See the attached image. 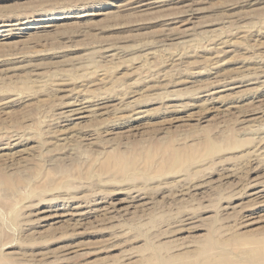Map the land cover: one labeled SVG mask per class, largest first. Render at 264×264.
Wrapping results in <instances>:
<instances>
[{"label":"rangeland","instance_id":"1","mask_svg":"<svg viewBox=\"0 0 264 264\" xmlns=\"http://www.w3.org/2000/svg\"><path fill=\"white\" fill-rule=\"evenodd\" d=\"M129 1L0 0L16 24L0 29V264H138L211 235L264 238V212L247 226L242 211L264 176V0ZM75 93L109 113L62 121ZM92 195L118 212L43 222Z\"/></svg>","mask_w":264,"mask_h":264},{"label":"bare ground","instance_id":"2","mask_svg":"<svg viewBox=\"0 0 264 264\" xmlns=\"http://www.w3.org/2000/svg\"><path fill=\"white\" fill-rule=\"evenodd\" d=\"M152 0H134L133 4L134 5H140L138 8L140 7H146V6H150L153 5V2H151ZM196 1V0H195ZM123 2V1H122ZM128 2H130L128 0ZM159 2H161V0H159ZM158 2V3H159ZM167 2V1H166ZM194 2V1H193ZM201 2V1H200ZM206 2V1H205ZM125 3V2H124ZM128 4V3H126ZM125 4V5H126ZM197 4V3H196ZM119 5V4H118ZM121 5V4H120ZM123 5V4H122ZM125 5H123L125 7ZM130 5V4H129ZM193 4H191L190 6H192ZM127 6V5H126ZM195 6V5H194ZM120 7V6H119ZM136 7V6H135ZM134 7V8H135ZM151 7V6H150ZM126 8V7H125ZM191 8V7H190ZM187 8V10H185L183 13H190L192 9ZM131 9V8H130ZM137 9V8H136ZM135 9V10H136ZM123 10V9H122ZM125 10H128L125 9ZM142 11V10H141ZM194 13V12H193ZM196 13V12H195ZM194 13V14H195ZM85 15V14H84ZM185 16V15H184ZM192 16V15H191ZM188 17V16H187ZM191 18V17H190ZM189 19V18H188ZM192 19V18H191ZM3 21V20H2ZM16 25V24H14ZM14 25L11 24H2L0 23V29H3L4 27H12ZM7 31H11V30H7ZM2 31L0 30V33L2 34ZM4 35H0V37H3ZM228 44V43H227ZM230 45V44H229ZM233 50V49H232ZM236 51V50H235ZM231 52V51H229ZM221 53V51H220ZM218 56V54H217ZM102 57V56H101ZM104 59V58H103ZM212 64V63H211ZM216 65V63H215ZM217 66V65H216ZM216 68V67H215ZM258 69V68H257ZM243 70V69H242ZM263 70V69H262ZM262 72V71H261ZM254 73V72H253ZM256 75V74H255ZM216 78V77H215ZM238 78V77H237ZM226 80V79H225ZM256 80V79H255ZM231 81V80H230ZM233 81V80H232ZM239 81V80H238ZM243 81V80H242ZM227 82V81H226ZM234 82V81H233ZM211 83V82H210ZM221 84V81L219 82ZM229 83V81H228ZM227 83V84H228ZM251 83V81H250ZM256 83V82H254ZM226 84V85H227ZM239 84V83H238ZM253 84V83H251ZM209 85V84H208ZM212 85V84H211ZM223 85V84H222ZM230 85V84H229ZM233 85L231 83L232 86V90H233ZM237 85V84H236ZM248 86V84H246ZM245 85V86H246ZM240 86V85H239ZM207 87V86H206ZM226 87V86H224ZM231 88V87H230ZM237 88V87H236ZM239 88V87H238ZM229 89V88H228ZM206 90V89H205ZM219 91V90H217ZM224 91V90H223ZM207 92V91H206ZM210 92V91H209ZM212 93V92H211ZM72 94V93H71ZM78 94V93H77ZM75 93V95L71 98L73 100L72 103H66L65 104V108H70L69 110H67V112L63 113V120L62 121H80L79 123H81L84 120H95L98 119V117H102L104 115H107L109 112L108 110L106 111V109L103 106H99V105H92L90 104L91 101L87 102V101H83L82 99H79V94L77 95ZM81 94V93H80ZM213 94H208L204 97H211ZM214 96V95H213ZM83 98V96H82ZM212 98V97H211ZM70 99V98H69ZM91 100V99H90ZM213 98L210 99V103H213L214 101ZM216 100V99H215ZM96 101V100H95ZM99 101V100H97ZM206 101V100H205ZM208 101V100H207ZM209 102V101H208ZM102 103V102H101ZM100 103V104H101ZM209 104V103H208ZM133 108V107H132ZM140 112V111H139ZM245 112V111H244ZM255 112V111H254ZM256 114V113H255ZM250 115V114H249ZM250 119V118H249ZM256 119V118H255ZM249 122H251V119L249 120ZM248 122V123H249ZM78 124V123H77ZM69 125V124H68ZM254 126V125H253ZM252 126V127H253ZM256 126V125H255ZM243 127V126H242ZM245 127V126H244ZM250 126V128H252ZM249 128V130H250ZM248 129V128H247ZM256 129V128H255ZM251 132V131H250ZM255 133V131H254ZM87 134V133H86ZM89 134V133H88ZM91 135V134H90ZM245 135V134H244ZM254 135V134H253ZM89 137V135H88ZM65 138V137H64ZM10 139V138H9ZM16 139V138H15ZM66 140V139H65ZM92 140V139H91ZM20 141V140H19ZM62 141V140H61ZM88 141V140H87ZM95 141V140H94ZM8 144V143H7ZM15 145V144H14ZM8 147V146H7ZM264 158V157H263ZM227 173V172H226ZM228 175V174H227ZM258 176V175H257ZM256 177V176H255ZM247 178V177H246ZM245 178V179H246ZM242 180V179H241ZM244 182V181H243ZM212 183V182H211ZM209 184V183H208ZM244 184V183H243ZM197 186H201V185H197ZM206 186L203 185V187ZM209 187V186H208ZM247 187H249L248 189V201L245 203L244 208H242L243 211V219L248 222L247 226L253 225L255 223H257L258 219L261 217L260 214L264 212V176L261 177H256V179H253L252 181H250L249 183H247L246 188L244 189V193L245 190L247 189ZM198 188V187H197ZM202 188V186H201ZM243 188V187H242ZM193 189V188H192ZM200 189V187L198 188ZM205 189V188H204ZM191 190V189H190ZM194 190H196L194 188ZM130 191V190H129ZM130 194V193H129ZM128 193L126 200V204H127V209L126 210H130V209H135V205L137 204L136 202L139 200V197L136 195H129ZM141 193H138L137 195H139ZM244 195V196H245ZM95 196V195H92ZM57 199V197H56ZM62 199V198H61ZM65 199V198H64ZM85 199V198H84ZM90 199V198H89ZM104 198H98V197H91L90 200H86L83 201L85 204H79L77 206L71 207L70 203L68 202L67 204H65L61 209H56L55 213L53 215H51V219H49L50 217L44 219L43 222L45 221H49L52 219H56L58 220V222L60 223L62 219H65L64 221L67 222H73L72 226H83L86 224V222L92 217L93 219H95V217L97 216L98 219L97 220H102L104 218H108V216L106 217V215L108 214H112L115 212H118V202L117 203H113V204H109V202H105L103 200ZM143 199V198H142ZM63 200V199H62ZM72 200V199H71ZM123 200V201H125ZM60 201V200H59ZM65 201V200H64ZM67 201V200H66ZM78 202V201H77ZM122 202V201H120ZM72 203V202H71ZM124 203V202H123ZM144 203V202H143ZM56 205V204H55ZM58 206V205H57ZM122 206V205H121ZM140 207V206H139ZM122 208V207H121ZM230 208V207H229ZM235 208V206H234ZM125 210V208L123 209ZM44 211V210H43ZM53 211V210H52ZM233 211V210H232ZM240 212V211H239ZM39 213V212H38ZM42 212H40L41 214ZM124 213V212H122ZM43 217V216H42ZM46 217V216H45ZM102 217V219H101ZM41 218H39L40 221ZM43 220V218H42ZM260 221V220H259ZM38 222V221H37ZM90 223V221H88ZM56 223V222H55ZM100 223V222H99ZM39 224V223H38ZM53 224V223H52ZM71 224V223H70ZM49 225V224H48ZM88 225V224H87ZM86 226V225H85ZM84 226V227H85ZM245 226V225H244ZM49 227V226H48ZM78 227V228H79ZM49 229V228H48ZM46 229V230H48ZM215 233V232H214ZM38 235L42 234L41 231L39 233H36ZM215 236V235H214ZM216 237V236H215ZM218 237V236H217ZM229 238V237H228ZM203 245L201 247V249L199 248L197 251H191V252H184L183 254L180 255H176V256H170V257H161V256H156L155 254H151V255H144L143 259L144 261L138 264H264V238L259 239V238H255L254 236H248L246 235H240L237 234L236 236H233L229 239L227 238H214L212 235L209 236V238L205 241H203ZM252 246L249 250L247 249V251L245 253H242L244 256L243 257H247V259L249 258V262H245L244 260L242 261L241 259L236 255L233 256L228 250V247H242V246ZM214 248H217V252H212V250H214ZM244 248V247H243ZM248 248V247H247ZM229 249V248H228ZM76 250V249H74ZM74 250H70L68 254H73L76 253V251ZM244 252V251H243ZM233 253V252H232ZM237 253V252H234ZM74 255V254H73ZM239 255V254H238ZM242 256V255H241ZM238 257V258H237ZM245 259V258H244ZM142 261V260H141Z\"/></svg>","mask_w":264,"mask_h":264}]
</instances>
